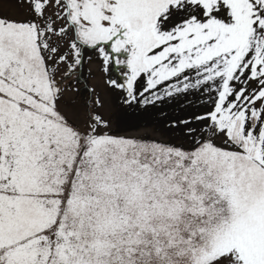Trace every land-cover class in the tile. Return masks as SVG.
I'll use <instances>...</instances> for the list:
<instances>
[{
  "label": "snow or ice",
  "instance_id": "snow-or-ice-1",
  "mask_svg": "<svg viewBox=\"0 0 264 264\" xmlns=\"http://www.w3.org/2000/svg\"><path fill=\"white\" fill-rule=\"evenodd\" d=\"M0 264H264V0H0Z\"/></svg>",
  "mask_w": 264,
  "mask_h": 264
},
{
  "label": "rangeland",
  "instance_id": "rangeland-1",
  "mask_svg": "<svg viewBox=\"0 0 264 264\" xmlns=\"http://www.w3.org/2000/svg\"><path fill=\"white\" fill-rule=\"evenodd\" d=\"M6 11L10 16L20 15L15 8H7ZM88 56H92V59L89 60ZM98 63L92 53H86L83 68L78 70L77 73L80 75L79 83L74 85L80 91L78 93L70 92L66 94L68 96H75V110L79 116V123L83 124L86 111L84 108V100L89 96L85 88L94 87L103 105L102 107L96 108L95 111L102 115L104 119L108 120L113 129H121L120 134L135 135L139 132H146L150 136H155L159 139L179 136L178 129L175 131H166L164 125L171 119L177 117L183 118L185 114V109L182 107L184 105L183 100L166 101L163 104H158L155 108L149 107L147 112L135 107L129 108L123 106L120 103L119 94L107 89L103 84V74L98 68ZM85 81L87 82L86 85ZM66 111L70 112L71 106Z\"/></svg>",
  "mask_w": 264,
  "mask_h": 264
}]
</instances>
